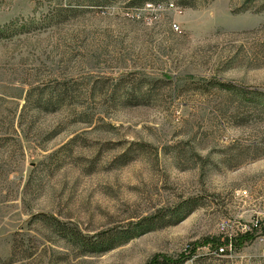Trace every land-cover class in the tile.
Instances as JSON below:
<instances>
[{"label": "rangeland", "instance_id": "rangeland-1", "mask_svg": "<svg viewBox=\"0 0 264 264\" xmlns=\"http://www.w3.org/2000/svg\"><path fill=\"white\" fill-rule=\"evenodd\" d=\"M243 1L0 0V264H264V97L211 85L264 95ZM188 199L101 254L39 217L91 236Z\"/></svg>", "mask_w": 264, "mask_h": 264}, {"label": "trees", "instance_id": "trees-1", "mask_svg": "<svg viewBox=\"0 0 264 264\" xmlns=\"http://www.w3.org/2000/svg\"><path fill=\"white\" fill-rule=\"evenodd\" d=\"M243 3L242 10H246V8H244L246 5H248L247 7L255 5V11L264 10V0H244ZM211 85L218 90L230 95L239 96L241 99L246 101L264 97L263 94L257 92L256 90L246 91L241 87L228 83L214 81ZM122 156L124 155H121L119 159H122ZM195 205L194 199H188L173 206L169 216V221L164 220L163 214L156 212L154 215L143 217L137 222H128L123 226L101 230L91 236L84 235L76 228L69 226L64 222L58 221L53 217H39H41L40 220L52 229L60 239L74 247L79 255L101 254L143 233L180 222L189 212L192 211V209H194ZM262 229L264 230V227ZM251 238L252 237L249 234H245L237 240L236 244L239 245L242 241Z\"/></svg>", "mask_w": 264, "mask_h": 264}, {"label": "built area", "instance_id": "built-area-1", "mask_svg": "<svg viewBox=\"0 0 264 264\" xmlns=\"http://www.w3.org/2000/svg\"><path fill=\"white\" fill-rule=\"evenodd\" d=\"M147 6H149V5H147ZM157 7L159 8L160 6H157ZM164 8L167 10H170V11H175V12H180V10H181L179 7L174 6L172 3L164 4ZM169 29L174 33L180 32L179 26L174 22H171L169 24Z\"/></svg>", "mask_w": 264, "mask_h": 264}]
</instances>
